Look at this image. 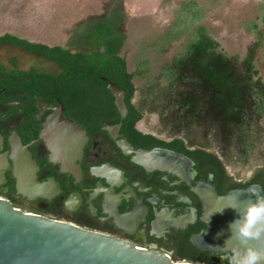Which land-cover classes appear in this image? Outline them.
<instances>
[{"label": "flooded vegetation", "instance_id": "obj_1", "mask_svg": "<svg viewBox=\"0 0 264 264\" xmlns=\"http://www.w3.org/2000/svg\"><path fill=\"white\" fill-rule=\"evenodd\" d=\"M78 34L80 32L59 47L70 49V43ZM23 41L27 44L22 45ZM0 42L1 197H9L33 214L108 234L139 248L174 255L179 244L191 242L194 245L195 238L208 231L201 221L202 203L192 188L209 183L217 195L222 196L232 190L246 189L252 183L264 187V167L252 172L251 178L239 180L208 150L199 147L183 150L172 145L173 138L162 135V129L157 128L156 114L144 112L132 123L140 113L135 97L128 101L124 94L126 115L123 119L113 98L73 108L57 99L39 98L37 90L23 86L22 74L35 71L58 75L62 68L35 55L37 48L30 45L39 43L9 33L0 34ZM31 60L50 64L55 70L23 69V64ZM51 108L61 109L59 116L63 122L72 121L85 132L87 140L82 155L75 161L79 170L76 175L62 172L60 164L50 162L51 152L47 142L41 139L48 118L54 114ZM150 116L155 118L153 124L147 122ZM103 126H118L116 140L135 152L154 153L158 159L169 154L182 157L185 162L178 167L179 176L157 169L146 171L134 164L103 131ZM14 138L27 147L37 167V182L53 181L57 185L56 193L49 200L28 201L17 194L10 159ZM219 256L215 264H226Z\"/></svg>", "mask_w": 264, "mask_h": 264}, {"label": "trees", "instance_id": "obj_2", "mask_svg": "<svg viewBox=\"0 0 264 264\" xmlns=\"http://www.w3.org/2000/svg\"><path fill=\"white\" fill-rule=\"evenodd\" d=\"M193 8L197 14L191 12ZM147 21L145 17L129 19L110 12L87 23L68 50L30 45L37 48L36 56L58 64L62 72H24L23 86L37 90L41 99H57L73 108L111 100L106 84L101 82L104 78L123 91L126 100H138L140 113L132 123L144 112L156 114L162 131L173 138L172 145L183 150H207L212 141L218 151L215 158L222 165L248 164L264 136V81L254 67L261 32L249 26L247 31L255 40L243 58L227 55L211 37L203 10L195 1H185L174 10L169 25L143 39L129 68L120 53L125 40L120 26L128 23L141 30ZM170 49L174 51L169 53ZM2 198L22 210L19 203ZM174 253V260L198 264H215L218 256L199 250L191 242L179 244Z\"/></svg>", "mask_w": 264, "mask_h": 264}, {"label": "water", "instance_id": "obj_3", "mask_svg": "<svg viewBox=\"0 0 264 264\" xmlns=\"http://www.w3.org/2000/svg\"><path fill=\"white\" fill-rule=\"evenodd\" d=\"M101 82L113 98L120 118L126 115L124 92L108 83ZM42 132L41 139L47 142L50 162L61 165L62 172L76 175L78 167L75 161L80 159L87 140L85 132L72 121L60 119L61 109H53ZM103 131L115 141L117 147L131 161L146 171L154 169L179 176L178 170L185 159L176 155H166L158 159L154 153L135 152L124 143L116 140L118 126H103ZM10 159L13 162V176L16 179V192L28 201L35 199L49 200L56 192L57 185L50 181L38 183L37 167L27 147L18 138L10 145ZM203 206L201 221L208 231L195 238L194 246L212 254H220L209 246H221L229 237L228 225L236 218L237 211L247 203L244 189L232 190L219 196L209 183H202L192 188ZM236 201V211L228 208ZM225 207L222 213H215L207 219L210 211ZM207 222L205 223V220ZM219 233V235H217ZM233 247L239 241L231 239ZM247 246L264 251V237L247 242ZM0 264H198L174 260L170 254L134 246L132 243L108 234L76 226L67 221L25 213L13 208L12 204L0 197ZM224 264V263H221Z\"/></svg>", "mask_w": 264, "mask_h": 264}, {"label": "rangeland", "instance_id": "obj_4", "mask_svg": "<svg viewBox=\"0 0 264 264\" xmlns=\"http://www.w3.org/2000/svg\"><path fill=\"white\" fill-rule=\"evenodd\" d=\"M122 3V0H0V34L9 33L50 47L65 46L69 37L81 33L87 23L98 21L110 12L123 14ZM201 4L209 10L211 37L227 55L243 58L248 45L255 40L254 34L247 30L256 26L257 31L261 32L262 42L256 52L254 67L258 77L264 81V0H206ZM191 12L198 13L195 8ZM172 14L170 7L160 8L152 21L142 23L144 30L128 23L120 26V33L125 37L120 53L125 55L129 68L138 45L143 39H148L152 32L164 29ZM134 29L136 32H132ZM173 51L170 49L169 53ZM29 68L46 72L55 70L50 64L35 60L23 64V69ZM154 120L150 116L147 122L153 124ZM261 126L264 130V116ZM157 128H160L159 123ZM162 135L168 137L163 131ZM207 150L217 155L214 142H210ZM225 166L228 173L239 180L248 179L249 173L264 167V136L248 164L241 166L230 163ZM21 208L29 211L24 206ZM171 256L175 258L173 254Z\"/></svg>", "mask_w": 264, "mask_h": 264}, {"label": "clouds", "instance_id": "obj_5", "mask_svg": "<svg viewBox=\"0 0 264 264\" xmlns=\"http://www.w3.org/2000/svg\"><path fill=\"white\" fill-rule=\"evenodd\" d=\"M251 175L252 173H249V178ZM244 192L247 193V203L242 210L237 211L236 218L228 225L229 237L223 245L209 247L219 250V259L226 264H264V251L247 246L248 241L264 237V187L258 183H252L244 189ZM238 199L233 197V203L225 207L236 211ZM225 207L208 212L207 219L215 213H222ZM231 239L239 241V246L233 247L229 244Z\"/></svg>", "mask_w": 264, "mask_h": 264}, {"label": "crops", "instance_id": "obj_6", "mask_svg": "<svg viewBox=\"0 0 264 264\" xmlns=\"http://www.w3.org/2000/svg\"><path fill=\"white\" fill-rule=\"evenodd\" d=\"M101 2V0H98ZM103 1V0H102ZM104 1H111L115 2L116 0H104ZM122 9H123V15L126 18L132 19V18H148L152 21V17L155 16V14L158 12L160 8L163 7H170L171 12L173 13L174 10L185 1H191V0H122ZM196 2L197 6L200 7L203 10L204 14V21L206 22L207 26H209V10L207 7L201 4V2H205L206 0H193ZM173 19V14L171 16V20L168 22L167 25L170 24V22ZM211 35V34H210Z\"/></svg>", "mask_w": 264, "mask_h": 264}, {"label": "built area", "instance_id": "obj_7", "mask_svg": "<svg viewBox=\"0 0 264 264\" xmlns=\"http://www.w3.org/2000/svg\"><path fill=\"white\" fill-rule=\"evenodd\" d=\"M166 253V252H165ZM168 254H170V253H168ZM171 255V254H170ZM172 257V256H171Z\"/></svg>", "mask_w": 264, "mask_h": 264}]
</instances>
